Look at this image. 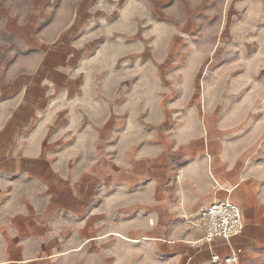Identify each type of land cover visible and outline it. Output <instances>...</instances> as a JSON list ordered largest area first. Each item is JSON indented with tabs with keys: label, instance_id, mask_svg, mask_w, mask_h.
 I'll use <instances>...</instances> for the list:
<instances>
[{
	"label": "crops",
	"instance_id": "0c3cea01",
	"mask_svg": "<svg viewBox=\"0 0 264 264\" xmlns=\"http://www.w3.org/2000/svg\"><path fill=\"white\" fill-rule=\"evenodd\" d=\"M98 3L0 0V246L121 264H215L240 249L238 264H264V123L242 125L259 99L216 125L210 110L147 113L141 80L131 95L111 72L131 56L107 44ZM226 200L242 233L204 244L201 215Z\"/></svg>",
	"mask_w": 264,
	"mask_h": 264
},
{
	"label": "rangeland",
	"instance_id": "374dc122",
	"mask_svg": "<svg viewBox=\"0 0 264 264\" xmlns=\"http://www.w3.org/2000/svg\"><path fill=\"white\" fill-rule=\"evenodd\" d=\"M98 2V25L107 44L131 56L128 69L119 66L111 72L130 83L131 95L141 80L147 113L195 111L202 120L204 110H210L209 125H216L225 113L249 110L256 97L255 118L247 117L242 125L264 123V0ZM143 49L145 64L140 60L139 65L137 51ZM181 120L186 125L192 119ZM171 127L164 124L156 135L167 149L177 136ZM135 220L131 218V228ZM48 248L1 245L0 264H121L91 256L75 262L49 255L55 251ZM24 252L48 257L21 262Z\"/></svg>",
	"mask_w": 264,
	"mask_h": 264
},
{
	"label": "built area",
	"instance_id": "2783aa9c",
	"mask_svg": "<svg viewBox=\"0 0 264 264\" xmlns=\"http://www.w3.org/2000/svg\"><path fill=\"white\" fill-rule=\"evenodd\" d=\"M200 220L204 225L201 242L207 245H212L217 240L229 243L233 237L242 233L241 210L229 200L208 206ZM241 252L237 249L225 258L212 254L211 261L215 264H238V255Z\"/></svg>",
	"mask_w": 264,
	"mask_h": 264
}]
</instances>
